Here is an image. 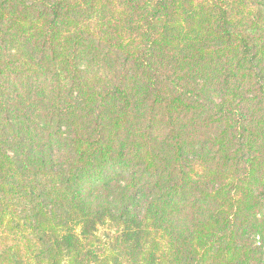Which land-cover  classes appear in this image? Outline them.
<instances>
[{
	"label": "trees",
	"instance_id": "trees-1",
	"mask_svg": "<svg viewBox=\"0 0 264 264\" xmlns=\"http://www.w3.org/2000/svg\"><path fill=\"white\" fill-rule=\"evenodd\" d=\"M0 264H264V0H0Z\"/></svg>",
	"mask_w": 264,
	"mask_h": 264
}]
</instances>
